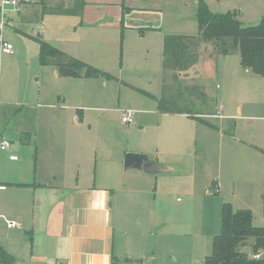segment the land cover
Wrapping results in <instances>:
<instances>
[{"label":"rangeland","instance_id":"obj_1","mask_svg":"<svg viewBox=\"0 0 264 264\" xmlns=\"http://www.w3.org/2000/svg\"><path fill=\"white\" fill-rule=\"evenodd\" d=\"M197 1L132 0L138 8L156 5L147 11L154 15L152 23L128 29L123 25L124 14L115 34L108 30L95 37L80 18L42 17L36 0H28L13 15L12 30L4 34L15 53L0 58V135L10 143L0 151V178H16L14 168L35 148L33 142L25 143L22 138L37 130L59 136L66 141L65 151L83 152L91 160L97 154L126 150V154L139 149L166 154L176 147L185 152L187 158L175 167L176 172L162 176L176 188L172 186V194L161 206L158 264H202L210 254L212 238L220 232L223 204L250 210L253 226H264V161H258L256 154L260 153L253 148V141L256 146L260 140L264 142V120L253 119L264 117V77L246 72L236 51L218 57L214 67L206 45L199 65L177 76L168 73L163 79V38L197 34ZM203 1L212 13L237 12L243 26H255L264 16V0ZM148 25L153 29H145ZM40 39L58 50L47 40L80 47L87 39L99 42L110 57L86 64L113 78L56 76L51 67L40 64ZM113 39V47L104 43ZM162 79L167 84L163 89ZM149 95L164 98L172 107L188 111L208 125L159 114L156 100ZM238 107L242 115L236 119ZM127 109L134 111L130 125L121 122L122 111ZM214 113H220L223 120L206 117ZM11 155L18 158L16 162L9 160ZM218 177L225 182L222 191L215 193ZM166 219H171V224L164 225ZM249 247L244 248L248 253Z\"/></svg>","mask_w":264,"mask_h":264},{"label":"crops","instance_id":"obj_2","mask_svg":"<svg viewBox=\"0 0 264 264\" xmlns=\"http://www.w3.org/2000/svg\"><path fill=\"white\" fill-rule=\"evenodd\" d=\"M131 1L124 0L123 8L122 0H36L35 3L40 6L42 17L52 14L75 16L80 18L82 26L90 29L89 34L102 37L108 30L113 34L120 30L124 14L123 25L128 29L152 23L154 15L147 11L155 9L156 5L153 3L152 8H138ZM144 9L145 12H139ZM11 20L5 33L13 28V15ZM145 29L153 28L148 25ZM47 41L66 55L85 63H91V59L110 57L95 40L87 39L83 47L59 40ZM115 41L104 43H111L113 47ZM47 67L61 77L53 65ZM168 73L171 76L178 74L166 71L163 79ZM163 79L162 89L167 86ZM149 96L154 101L158 99ZM155 104L156 111L163 116L190 121L184 114L162 113ZM6 111L11 112L9 109ZM241 115V108L238 107L236 119ZM206 117L223 120L220 113ZM256 118L264 120V117L253 116V119ZM196 124L208 125V122L196 119ZM22 140L34 143V153L26 155L16 165L15 179L0 178V246L12 257V264L159 263L157 240L163 227L161 206L172 194V186L176 188L162 176L176 172L175 167L183 157L187 158L185 152L178 151L176 147L166 154L133 150V153L144 154L151 163H160L168 170L165 174L151 176L142 170L123 169L127 150L121 154H97L91 160L83 152L65 151L63 142L66 141L53 133H39L37 130L35 134L26 133ZM256 144L253 141V148L257 147L254 149L260 153L256 157L262 163L264 142L260 140V144ZM10 157L12 162L18 159ZM224 182V179L217 178L215 193L222 191ZM7 221H14L17 226L9 228ZM168 222L171 224V219H166L164 225Z\"/></svg>","mask_w":264,"mask_h":264},{"label":"trees","instance_id":"obj_3","mask_svg":"<svg viewBox=\"0 0 264 264\" xmlns=\"http://www.w3.org/2000/svg\"><path fill=\"white\" fill-rule=\"evenodd\" d=\"M197 34L195 36L166 35L162 42V69L185 72L198 64L206 45L211 50L210 61L216 67L220 56L238 52L240 65L256 76L264 77V16L255 26H243L237 12L212 13L203 0L197 1ZM39 61L53 65L61 77L112 79L82 61L74 59L50 44L38 40ZM162 113L184 114L196 119L188 111L172 107L164 98L155 99ZM250 210H235L231 204L221 207L220 232L212 238L211 251L202 264H264V226L254 227ZM249 247V253L244 250ZM262 253L259 261L249 254ZM12 257L0 246V264H12Z\"/></svg>","mask_w":264,"mask_h":264},{"label":"built area","instance_id":"obj_4","mask_svg":"<svg viewBox=\"0 0 264 264\" xmlns=\"http://www.w3.org/2000/svg\"><path fill=\"white\" fill-rule=\"evenodd\" d=\"M28 3V0H0V58L2 56H11L14 53L13 45L5 39V30L11 23V16L16 14L20 7ZM134 111H122L121 122L123 124H131L133 121ZM9 147V143L0 139V150H5ZM10 159L16 160V156H11ZM9 228L17 226L14 221H7ZM262 253L253 254L250 258L254 261H259ZM60 264V263H56ZM139 264V263H131Z\"/></svg>","mask_w":264,"mask_h":264},{"label":"water","instance_id":"obj_5","mask_svg":"<svg viewBox=\"0 0 264 264\" xmlns=\"http://www.w3.org/2000/svg\"><path fill=\"white\" fill-rule=\"evenodd\" d=\"M124 170L136 169L142 170L145 173L155 176L157 174H165L168 172L167 169H164L163 166L158 164H153L146 155L139 153H128L124 157Z\"/></svg>","mask_w":264,"mask_h":264}]
</instances>
